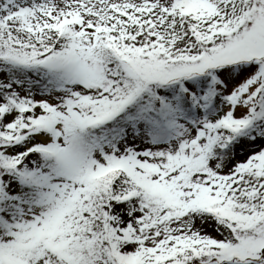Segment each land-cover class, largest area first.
<instances>
[{"label": "rangeland", "instance_id": "rangeland-1", "mask_svg": "<svg viewBox=\"0 0 264 264\" xmlns=\"http://www.w3.org/2000/svg\"><path fill=\"white\" fill-rule=\"evenodd\" d=\"M26 1L0 0V77L31 60L11 42L15 18L20 37L61 33L77 47L70 58L45 56L62 77L50 90L0 81V209L19 214L0 222V264H264V0H246L232 27L233 0ZM182 10L228 33L164 60L116 57L102 42L149 27L169 46ZM142 95L163 99L115 139L92 135ZM182 97L192 101L184 109ZM243 107L248 115L226 113ZM113 166L133 192L110 188ZM246 175L262 187L255 216L240 191ZM193 248L217 252L181 259Z\"/></svg>", "mask_w": 264, "mask_h": 264}, {"label": "trees", "instance_id": "trees-1", "mask_svg": "<svg viewBox=\"0 0 264 264\" xmlns=\"http://www.w3.org/2000/svg\"><path fill=\"white\" fill-rule=\"evenodd\" d=\"M241 1L242 0L235 1L238 7L237 11L239 10L240 14L244 12ZM234 23L237 25L238 20L231 23V27ZM219 24L220 22H217L214 18L202 23L192 18L190 15L182 13L179 25L175 29V34L167 47L161 39L153 35L149 27L118 29L111 34L105 35L102 42L106 45L108 52H111V54L124 59L130 57L134 62L137 60V57L140 56L142 57H140L138 61H141L144 56H160L163 60L165 57L171 56L170 58L177 59L184 55L185 50L187 51L196 45H202L207 40L220 38L221 36L219 35L221 33L225 34V32L228 31L227 27L229 25ZM12 25H16V28L19 29L21 21L15 20L8 23L9 27ZM18 29L10 35L12 36L11 42L16 44V48L20 54L28 53L31 60H24L25 64H9L6 69L7 79L11 83H19L26 88L34 87L36 90L49 89L53 85H57L58 78L61 77L60 73L46 70L42 67L41 63L50 52L59 53L63 59L69 57V55L73 56L71 53L73 49L77 47V43L70 41L66 35L61 33H46L36 40L31 37H20ZM38 49L39 51H37ZM42 50H45L46 53L42 54ZM3 79L4 78L0 77V80ZM165 96L169 98L173 97L168 90H165ZM186 101L187 100L182 97L179 105L184 108V103H186ZM157 102L156 97L143 95L141 99L135 100L122 111L113 122L96 128L92 135H97L99 142L105 140L108 136H114L122 128L128 126L130 121L137 116V113H139L141 109L153 107ZM249 177V175L245 176L240 191L242 188V194H245L250 199L248 205H244V207H248V215L255 216L258 215V212L256 206L257 202H254L256 196L254 197L253 194L261 193L262 187L260 188L258 186V188H255L254 185H251ZM107 184L111 189L122 191L121 194H125L124 192L126 191H134L133 182L121 171L111 173L107 179ZM174 208L173 206L171 209ZM12 210L13 209L9 208V204L3 203L0 209L2 215V217H0V222L1 219L6 220L9 224L15 222L18 218V214L16 211ZM261 210L264 211V204H261ZM52 239L56 240V237ZM70 239L71 237L67 236L65 244H67ZM216 252L217 250L213 249L193 248L190 252H187L186 255L181 256V259L208 256ZM13 262L14 264H22L19 260H13ZM47 263H49V261H47Z\"/></svg>", "mask_w": 264, "mask_h": 264}, {"label": "bare ground", "instance_id": "bare-ground-1", "mask_svg": "<svg viewBox=\"0 0 264 264\" xmlns=\"http://www.w3.org/2000/svg\"><path fill=\"white\" fill-rule=\"evenodd\" d=\"M28 1V0H27ZM25 2V6L26 5H28V2ZM254 76H258V74L257 73H255L254 74ZM238 88H232L231 89V92L233 93V95L234 94H238ZM234 111H236V112H243L245 115L247 114H249L250 113V108H248V107H243V108H232L231 110H227L226 111V113L228 114L229 112L230 113H232V112H234ZM241 117H234L233 119H236L235 121H233L232 122V124H233V126L235 127V128H242L243 126H244V123L245 122H242L241 120H239ZM161 138V137H160ZM158 142H159V140H158ZM141 157V155L139 154V152H137L136 151V153H131V154H129V156H127L128 157V159H129V165L131 166V168H132V170L133 169H135V167H136V165H137V162H138V160L139 159H142V158H138V157ZM264 157V156H263ZM136 159V160H135Z\"/></svg>", "mask_w": 264, "mask_h": 264}]
</instances>
